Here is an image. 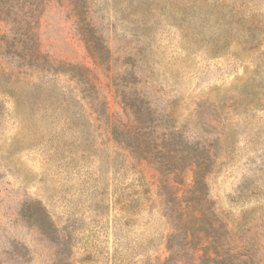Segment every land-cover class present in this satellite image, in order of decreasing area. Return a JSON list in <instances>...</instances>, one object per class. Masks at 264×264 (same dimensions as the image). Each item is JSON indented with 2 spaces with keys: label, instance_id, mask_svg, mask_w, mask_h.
<instances>
[{
  "label": "rangeland",
  "instance_id": "rangeland-1",
  "mask_svg": "<svg viewBox=\"0 0 264 264\" xmlns=\"http://www.w3.org/2000/svg\"><path fill=\"white\" fill-rule=\"evenodd\" d=\"M0 12V264H167L153 172L112 130L134 91L155 129L215 158L213 210L264 264V0H0ZM32 40L30 67L14 48ZM65 65L91 70L96 89Z\"/></svg>",
  "mask_w": 264,
  "mask_h": 264
},
{
  "label": "trees",
  "instance_id": "trees-1",
  "mask_svg": "<svg viewBox=\"0 0 264 264\" xmlns=\"http://www.w3.org/2000/svg\"><path fill=\"white\" fill-rule=\"evenodd\" d=\"M83 22L78 28L88 54L95 65H106L111 59L110 49L97 30ZM27 46L18 45L14 54L27 53V66L32 67L40 51L37 41ZM62 73L89 91L96 89L95 76L87 68L65 65ZM125 107L129 115L112 124L113 134L123 142L137 167L153 172L155 181L151 185H156L162 214L171 228L166 239L167 264H259L250 247L232 246L228 224L220 221L213 210L207 179L215 158L198 143L155 129L154 111L137 92L129 95ZM188 171L193 173L191 185L185 181ZM140 173L144 196L150 195V185L144 172Z\"/></svg>",
  "mask_w": 264,
  "mask_h": 264
}]
</instances>
